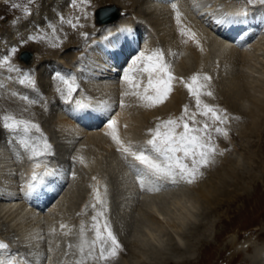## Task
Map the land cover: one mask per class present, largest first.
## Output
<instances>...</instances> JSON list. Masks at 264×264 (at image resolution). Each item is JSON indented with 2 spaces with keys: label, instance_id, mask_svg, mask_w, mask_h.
Here are the masks:
<instances>
[{
  "label": "bare ground",
  "instance_id": "6f19581e",
  "mask_svg": "<svg viewBox=\"0 0 264 264\" xmlns=\"http://www.w3.org/2000/svg\"><path fill=\"white\" fill-rule=\"evenodd\" d=\"M70 1L53 0L52 9L54 8V11L51 10L47 14V8L41 6L43 8V11L40 9L42 13L39 16L34 17L33 15L29 18V25L33 28L28 27V29L32 31L36 28V30L31 32L26 29L28 31L27 38L31 35L47 37L45 40H38V42L46 43V46L40 43L37 46L31 45L35 47V54L32 52L31 62L27 63L21 60L22 62L18 63L21 65L19 69L22 70L20 75H29L35 81V86L20 85L18 81L22 76L0 70V91H7L8 94V90L16 94L21 92V97L30 96V99L37 100L34 107L41 113L43 123L45 121L49 123L52 119L56 131L63 136L60 137L64 139L65 136L68 139L62 144L71 148L77 140L79 143L83 141L80 144L86 147L85 152L90 150L86 153L81 150L83 155L78 154L76 156L77 158L81 156L84 158L86 169L89 170L87 172L96 177L95 184L99 187L104 200L108 193L102 187L104 179L98 174L104 166L102 165L103 156L112 154L111 156L117 158L119 155L122 157L116 144L106 134L109 116L118 120L122 139L126 142L141 143L150 138L148 129L154 127L156 123L167 120V118H178L182 115L187 94V88L182 80L188 81L196 73L210 76L211 81L214 82L212 85L216 95L226 103L227 110L242 114L243 122H239L238 126L241 135L247 138L248 134L254 133L259 136L262 133V129H264V72L261 70L264 68L261 66L264 64V3H260V0L254 4L249 3L248 0H196V3L199 4L198 9L194 7L193 0H98L92 2L90 9L87 10L90 13L88 16L77 10L69 9L65 12ZM104 3L114 5L110 6L115 8L111 16L118 17L106 24L98 20L102 24H96L95 12ZM174 4L183 14L181 17L183 26L196 33V38L200 41L199 46L187 36L181 35V25L176 22ZM241 8H246L248 11L246 23L234 25H218L216 23V18L223 13L237 11ZM164 12L168 16L164 20L159 19L158 14H164ZM61 15L68 16L67 20L71 19L73 23L77 24V27L73 28L70 24H62ZM77 16L79 17L78 21L75 19ZM37 26L41 27L43 31L38 30ZM53 27L55 32L52 31ZM122 27L130 28L132 32L130 34L119 32L118 29ZM80 32L87 35L82 36L79 34ZM141 32L147 34L143 40H140L139 33ZM17 42L19 44V41ZM27 42L29 41L23 42L17 48L23 47ZM17 44L14 45L12 41L9 44L7 42V45H0L2 47L0 60L4 57H9L11 60L6 53L10 49L16 48ZM53 44L58 46L53 47ZM77 44H80L81 47L78 48V52H74V46ZM201 47L203 51H201ZM155 49L164 52L165 61L171 65L173 75L176 77L173 81L172 91L163 103L154 108L140 107L136 98L132 96L123 97L127 106L121 108L119 105L122 93L127 90L126 84L122 82L124 70L129 66L131 59L140 51L151 52ZM3 50L5 51L2 52ZM52 73L76 79L80 87L74 93L73 99L91 98L93 103L106 101L112 106L111 111L108 114H100L90 109L74 112L72 110L73 105L65 103L56 91L60 83L56 78L57 76H52ZM117 76H120L119 80L114 81ZM143 82L144 84L147 82L146 73ZM26 103L29 102L26 100L22 102L8 100L6 102L9 108L18 111L20 110L19 106ZM49 104L54 106L51 109V115H53L48 117L49 119H45L44 108ZM197 117L201 118L199 114ZM124 125H128V127L125 128ZM7 134L9 132L6 133L3 130L0 135L2 142L0 143V160H2L0 161V216L3 219L4 217L5 219L10 218L9 224H7L8 228L16 227L17 231H21L19 233L24 240L23 247L26 250H36L35 253L38 255L35 256V261L30 258H23L24 264H59L57 263L58 256L57 259L54 257L57 249V240H55L57 233L53 232V234L50 231L53 235L51 241L54 242L48 249L53 250V252L45 259L42 230L45 221L54 222L52 225H55L57 220L68 221L67 217L69 216L66 215L72 210L74 194L70 189H66L68 182L66 179L71 173L67 160L64 159V162L56 165V167L53 163L44 160L49 167L57 172V175L50 180L46 178L48 184L45 187L40 186L29 194L27 185L32 172V164L28 169L26 168L25 175L16 178L11 172L16 164L13 162L3 163L4 158H9L6 156L9 150L8 144L13 148L17 145V143L12 145L15 139L12 136L7 137ZM94 148H97L98 151H94ZM16 150L19 153V150ZM17 151H15L14 156H17ZM253 154L250 159H253L255 155ZM19 157L17 156L18 159ZM226 161L227 164L224 167L217 166L213 170L216 180H212V182L210 180L209 183L208 181H198L194 185L187 186L186 183L182 185L170 181L156 182L149 178L146 180L144 188L140 186L136 171L126 162L127 167L122 168V175L126 174L128 180L131 176L135 183L133 187H129V192L126 190L130 194L128 195L130 200L126 203V210L127 212L133 208L143 210L145 215L142 220L148 222L146 223V232L141 234V239L139 241L134 239L133 241L139 254L138 259L134 258L133 264H143L140 259L147 260L149 258L160 259L164 263L165 261H172L174 264H183L192 259L198 243H208L210 235L206 236L207 228L203 229L198 224L202 209L219 207L223 200L228 202L242 196L238 194V186L235 183H229L231 177L238 178L236 167L239 166V161L237 159H226ZM233 186L236 187L234 191L230 190ZM55 187L56 190H54ZM152 187H158L159 190L150 191L149 189ZM177 193L180 195H172ZM251 196L245 195V199L251 201L253 199ZM148 198H151L149 202L145 201L148 208L143 209L139 205V201ZM149 208L150 211H147ZM138 216L141 217V215ZM26 219L30 220L31 224L24 226ZM164 221L170 223L169 227L174 228L175 235L170 233L169 227L163 223ZM52 225L51 228L49 227L50 230L55 228ZM192 231L195 233L193 240L190 237ZM12 232L14 231L12 230ZM165 236H170L173 241L172 247L176 253L175 257L167 255L168 246L166 247V243H164ZM191 240L194 242L188 248L187 244H190ZM232 244L236 250L227 259L230 263L236 262L240 258L237 250L239 239H236ZM210 248H213V245H210ZM262 254L264 255V247L257 252L256 257L254 256L255 260L260 262ZM202 262L207 264L206 261ZM245 262L250 264L248 260Z\"/></svg>",
  "mask_w": 264,
  "mask_h": 264
},
{
  "label": "rangeland",
  "instance_id": "374dc122",
  "mask_svg": "<svg viewBox=\"0 0 264 264\" xmlns=\"http://www.w3.org/2000/svg\"><path fill=\"white\" fill-rule=\"evenodd\" d=\"M97 1L98 0H91V3L88 5V7H86V11L90 9V6L94 2H97ZM14 3L19 4L20 7L13 8L12 4ZM52 3H54L53 0H34V2L32 3H29V0H0V45H3V44L7 45V42L9 44L12 41H13V44L16 45L18 43L17 41H19V44L15 46L17 51L14 55H12L11 49L9 52L6 53L8 56H10L11 58L10 62L12 65H15L18 68H21L20 67L21 65L18 63L22 62L19 55L21 51L23 50L28 49L27 51H29L30 53L33 52L35 54V49H34L35 47L31 46L32 44L36 46L39 43L41 45L43 44L44 46L47 45L44 42H38V40H31L27 38L26 34H28V31L26 29H28V27L30 29L33 28L31 27V25H29L30 23L29 18L33 17V15L34 17L39 16L42 13L44 7L47 8L46 9L47 14H49L51 10L54 11V8L52 9L53 7ZM67 5L68 6L65 9V12H67L69 9L73 11L77 10L78 12H80L79 7H73V0H71ZM108 6H114V5L104 3V5H101L100 7L97 8L95 12L96 24L97 23L102 24L98 22L97 12L99 11L100 8L108 7ZM25 7H30L31 14L25 13V10H24ZM36 10L38 13L36 12ZM109 14H111V12ZM62 15L61 17L67 20L68 16L66 17L65 15L64 16ZM167 16L168 15H166V12H164V14L162 13L158 14L159 19H162V20H164ZM62 24L68 25V23L67 24L62 23ZM30 29L28 30L31 31ZM34 29L36 30V28ZM34 29H32V31H34ZM38 30L43 31L41 27L40 28L38 27ZM79 34L84 36V33L82 32H80ZM143 34L144 36H142V39H145L147 37V34L146 33H143ZM22 35H25V36L22 37ZM25 41H29V42L25 43L23 47L17 48L19 47L18 45L22 44ZM80 47H81L80 44L75 45L73 49L75 50L74 52H78L77 50ZM0 49H2V47H0ZM4 51L5 50H3L2 52ZM261 67L264 68V64ZM0 70L10 72L6 67H0ZM261 71L264 72V69H262ZM21 72L22 70L20 72H13V74H16V75L19 74V76H22L20 75ZM52 76L55 77L57 76V74L52 73ZM119 78L120 76H117L114 79V81L116 79L119 80ZM18 84L22 85L19 81H18ZM212 84H214V82L210 81L208 85L209 87L208 90H210L213 93V95L212 96H202L201 99L204 100L205 103H208L211 105H217L220 108L225 109L227 111V114L229 116V123L225 125V127H227L229 130L228 138H224L223 136H220L219 134L212 132L213 140L215 144L217 145V149H218L217 154L215 155V162L212 163L210 166L201 168V171L203 172V176L199 177L196 180L197 182L195 181L194 183L189 184L183 180H178V183H181L182 185H185L184 183H186L187 186H191V185H194L195 183H198V181H208L209 183L211 180L212 182V180L213 181L216 180L215 176L213 175V170H215L217 166H220L221 168L224 167L227 164L226 159H231V160L237 159L238 161L241 159L239 161V166L236 167V170H237L236 172H238V178L231 177L230 179L229 178L228 179L230 181L229 183L231 184L235 183L238 186L237 188L239 190L238 194L242 196L239 197L238 199L228 201V202L223 200V202L219 205V207H214V208L208 207L206 209H202L201 214L199 215L200 220L198 221V224H200V226H202L203 229L207 228L206 236L210 235L208 238L209 241L208 243H198L197 244L198 247L193 257H191L192 259H190L189 261L183 264H205L202 261H206L207 264H229L230 262H228L227 259L228 257L231 256L232 252L236 250L232 244L236 239H239V245L237 247V250H238V253L240 254V258H238L236 262H232L230 264H246L245 260H248L250 264H264L263 262L264 259H262L264 257L263 254H262V257L260 258V262L257 259L255 260L257 252L261 248L264 247V129H262V133H260L259 136L255 135L254 133H251V134H248L247 138H245L244 135H241V132L238 126H239V122H243L242 114H240L239 112H237L236 114V112L227 110L228 108H227V105H225L226 103L223 102L222 99H220L216 95L215 89ZM8 92L9 94L7 93V91L5 92L0 91V116L4 115L5 113H12L16 115L17 118L28 119V120L33 121L34 123L39 124L43 136L46 137L47 142L51 145V153L47 154L44 157H41L40 159L47 160L53 163L55 167L56 165L62 164L65 159L67 160V165L69 166L68 168L70 169V172H71L69 178L66 179V182L68 181L66 184V189L67 188L70 189L71 192L74 194V198H73L74 200H73L72 207H71L72 210L68 212L69 214L66 215V216H69L67 217L68 221L57 220L55 225H52L54 224V222L50 223L44 220L45 223L43 225V230H42L43 235L42 236L44 237L43 253H44L45 259L48 256H50L49 255L50 253L53 252V250L48 249V247H50L51 244L54 242V241H51L52 240L51 238L53 236L51 235V232L53 233V231L50 230V228L52 225V227H55L54 229H56L54 233L55 234L57 233L55 237V240H57L56 242L57 249L55 250L56 255L54 256L55 258L58 256L57 257L58 259L56 258L58 261L57 263L74 264V261L78 259L77 257L79 256L77 253L78 251L75 248V245L78 244L79 242V232H80L81 223L82 222L84 223L86 234L88 238L91 239L94 236V233L91 229V224H92L91 217L95 215L96 211L101 210L102 208H106L104 218L109 220L110 225L112 226V231L117 237L120 245L122 246L121 249L118 250L117 257L115 259L109 260L107 264H133L132 262L134 258L138 259V255H139L136 250L135 245L133 244V241L134 239L138 241L141 239L142 235L146 232L145 231L146 226H147L146 223L148 222L147 220H142L145 215L143 210H139V209L136 210L134 208L130 212H127L126 210L127 208L126 203L130 200V197L128 196L130 194L127 192H129L130 190L129 187H133L135 185L134 180L131 178V176L129 177V180H128V177L126 176V174L122 175L123 173L122 168H124L125 166L127 167L126 161L120 155L118 156V158L116 156H111L112 154L111 155L105 154L103 156L102 165L104 166H103V169L100 170V172H98V174L102 176V178L104 179V183L102 184V187L105 189V186H106V190L108 194H106L105 205L102 206L99 203H97L96 209H93L91 205L95 203V201L93 198L92 186L96 185L95 184L96 182L92 179L94 176H92V174L87 172L89 170L86 169V166L84 163L82 164L79 162V160L76 159L78 154H81V150H84L86 148L85 146L80 144V143H83V141L79 143L78 142L79 140H77L76 144H73L71 148L67 147L65 144H62L64 142H67L68 139L65 136H64V139L61 138L63 136H61L56 131L54 121H52V119L50 120L51 122L49 123L46 121L43 123L41 113L37 111L34 107L37 104V100H35L36 101L35 104L34 103H26L25 105L21 104L19 106L20 110L18 111L17 109L9 108V105L6 104V102L8 100L22 102L23 99H21V95H22L21 92L19 94L18 93L16 94L9 90ZM49 98H52V97H49ZM31 100H34V99H30V96H28V101H31ZM45 104H47V102H45ZM185 105L188 106L190 112L196 111L195 100L189 94L188 89H187V94L185 97ZM48 106H45L44 108L45 109V115H44L45 119H47L48 117H52L53 115V114L51 115V109L54 108V106H51L50 104ZM200 117L201 118L197 117V120L206 119L205 117L201 115ZM236 117H238V119H236ZM156 124L154 125V127L156 126ZM190 126H191V123H190ZM154 127H151V128H154ZM0 130L1 131L4 130L6 131V133L9 132V134H7V137L12 136V138L15 139L12 142L13 146L14 144L17 143V145H15L16 148L15 146L14 148H15V151H17L16 149L19 150L20 154L18 153V151L17 153L19 155L16 153L18 157L20 156L19 159L17 158L16 155L14 156L15 154L14 148L8 144V146L11 148L7 146L9 150L6 156H9V158L8 157H6V159L4 158L3 163L4 162H5L4 164H6V162L15 163L16 165L14 167V170L11 172L13 173L16 172V174L14 173V176L16 178L17 177L19 178V176L25 175V172L27 171V169L30 167L31 164H33V160L29 158L30 153L28 152V150L23 148L20 142V138L17 134H14L8 129H5L2 126V124H0ZM1 131H0V135H1ZM177 131H182V128L177 129ZM35 133L36 132L33 131L32 135L34 136L40 135V133H36V134ZM65 138H66V141H65ZM0 143H2L1 139H0ZM19 146H20V149H19ZM77 149L78 151H76ZM89 150H86V152H89ZM93 150L98 151L97 148H94ZM252 154L254 155V157L253 159H250V156ZM111 166L113 169L110 168ZM125 182L127 183L125 184ZM235 188L236 187L233 186L230 188V190L234 191ZM172 195L178 196L180 195V193L172 194ZM245 195H252L251 198L253 199L251 201L246 200ZM150 199L151 198L140 200L139 205L143 209H147L148 207L146 206V202L147 201L149 202ZM86 205L88 206L87 208L85 207ZM147 211H150V208ZM138 215H141V217H139ZM104 218H101V220H103ZM9 221H10V218L5 219L4 217L3 219L2 216H0V222H1L0 223V241H4L5 243L9 245V249L12 254H18L19 257H22L24 259H27L29 255L33 256L36 250L30 251L29 249L26 250L23 247V244L25 243H24L22 236L20 235L21 233H19L21 231H17L16 227L11 228V229L8 228L7 224H9ZM29 221L30 220L28 219L24 220V226L31 224V222ZM163 223L169 227L170 223L168 224L166 221H164ZM61 224H65L68 227L65 229H61L60 227ZM12 230L14 232H12ZM69 231H70V235H64L65 232H69ZM169 231L171 234L175 235V231L173 227H169ZM8 234L10 235V237ZM190 237L192 238V240L195 239V233L193 231L191 232ZM164 239H165L164 243H166L165 246L166 247L168 246L167 255L175 257L176 253L173 250V247H172L173 241L171 240L170 236L169 237L165 236ZM192 240L190 244L189 243L187 244L188 248H190V246L194 242ZM167 241H170V242H167ZM246 241L247 243H244ZM69 243L73 245L75 244V245L71 249L70 254L66 256L65 253L69 252V249L67 247ZM59 244L60 246H58ZM210 245H213V248L209 249ZM12 247L15 249H13ZM131 253L133 254L131 255ZM140 260H141V263L143 264H174L172 261H165V263L164 261L161 262L160 259L153 260L149 258L147 260H142V259ZM87 264H98V262L88 261Z\"/></svg>",
  "mask_w": 264,
  "mask_h": 264
},
{
  "label": "snow or ice",
  "instance_id": "6c2138e0",
  "mask_svg": "<svg viewBox=\"0 0 264 264\" xmlns=\"http://www.w3.org/2000/svg\"><path fill=\"white\" fill-rule=\"evenodd\" d=\"M32 2L34 0H29V3ZM248 2L254 4L257 0H248ZM90 3L91 0H73V7H79L80 12L88 16L90 13L86 11V6ZM260 3H264V0H260ZM193 4L195 8H199L196 0H193ZM12 7L19 8L20 5L14 3ZM173 7L176 8V22L181 25V35L187 36L199 46L200 41L196 38V33L190 28L183 26L181 21L183 14L175 4ZM24 10L26 14H31L30 7H25ZM247 16V9L241 8L237 11L223 13L216 18V23L218 25L242 24L246 23ZM60 19L62 23H68L73 28L77 27V24L73 23L71 19L65 20L63 17ZM75 19L78 21L79 17L77 16ZM52 31L55 32L54 27ZM118 31L128 34L132 32L127 27H122ZM84 35L86 36L87 34L84 33ZM109 35H111V32H109ZM29 39L45 40L47 37L44 35H31ZM52 46L56 47L58 45L53 44ZM16 51V48L11 49L12 55ZM201 51H203L202 47ZM0 67H6L10 72L21 71L17 66L11 64L9 57H4L0 60ZM145 73L147 74L146 84L143 82ZM56 78L60 83L56 91L65 103L73 105L72 110L74 112L90 109L100 114H108L111 111L112 106L106 101L93 103L91 98L73 99L74 93L80 87L74 77H64L57 74ZM175 79L171 65L165 61L162 50L140 51L131 59L129 66L123 72L122 82L126 84L127 90L122 93L119 106L121 108L126 107L123 97L132 96L136 98L140 107L154 108L158 104L163 103L168 97L172 91ZM210 81V76L207 74L201 75L200 73L192 75L188 81L182 80L189 94L195 100L196 111L190 112L188 106L185 105L180 117L162 120L154 128L148 129L150 138L141 143L126 142L122 139L118 120L109 116L106 134L116 144L117 150L121 153L123 159L136 171L141 188L145 187V182L149 178L156 182L171 181L176 183L178 180H183L189 184L194 183L199 177L203 176L201 168L210 166L215 162V155L218 149L213 140L212 132L228 138L229 130L225 125L229 123V116L225 109L205 103L201 99L202 96L213 95L210 90H207ZM19 82L35 86V81L27 74L23 75ZM21 99L28 101V97H21ZM28 102L36 103L35 100ZM198 114L206 119L197 120ZM0 124L5 129L19 136L23 148L28 150L30 153L29 158L33 160L32 172L27 185L29 194L44 185L46 178L57 175V172L49 167L46 161L40 159L51 153V145L47 142L46 137L43 136L39 124L28 119L17 118L12 113H5L0 116ZM124 127L127 128L128 125H124ZM181 128L182 131H177V129ZM33 131L40 133V135H32ZM76 159L80 163H84L82 156ZM92 179L95 180L96 177ZM92 188L95 203L91 207L96 209L97 203L102 206L105 205V200L102 198L99 187L93 185ZM149 190L158 191L159 188L152 187ZM85 207L87 208L88 206L86 205ZM105 211L106 208H102L91 217V229L94 233L91 239L86 234L84 223H81L79 243L75 245L79 256L74 261V264H87L88 261L107 264L109 260L117 257L118 250L122 246L113 233L110 223L104 218ZM101 218L104 219L101 220ZM60 227L65 229L68 226L61 224ZM52 231L55 232V229H52ZM64 235H70V231L65 232ZM67 247L69 252L65 253L66 256L70 254L74 245L69 243ZM0 264H24V262L23 258L19 257L18 254L10 252L7 243L0 241Z\"/></svg>",
  "mask_w": 264,
  "mask_h": 264
},
{
  "label": "water",
  "instance_id": "95a60500",
  "mask_svg": "<svg viewBox=\"0 0 264 264\" xmlns=\"http://www.w3.org/2000/svg\"><path fill=\"white\" fill-rule=\"evenodd\" d=\"M114 9L115 8H112V10L114 11ZM102 11V9L99 11V12H101ZM104 11V10H103ZM99 15V14H98ZM118 16H116V17H112L111 15H110V18L109 19H107V20H105V21H112V20H115L116 18H117ZM103 19V18H102ZM101 22H104V20L103 21H101ZM20 59L21 60H23V61H25V62H31V60H32V53H30L29 51H23L21 54H20ZM59 186V185H58ZM58 186H57V188H58ZM56 187L54 188V189H57Z\"/></svg>",
  "mask_w": 264,
  "mask_h": 264
}]
</instances>
